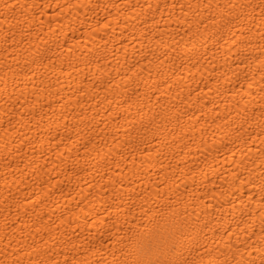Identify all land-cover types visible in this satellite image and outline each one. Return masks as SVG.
<instances>
[{
	"label": "bare ground",
	"instance_id": "6f19581e",
	"mask_svg": "<svg viewBox=\"0 0 264 264\" xmlns=\"http://www.w3.org/2000/svg\"><path fill=\"white\" fill-rule=\"evenodd\" d=\"M0 264H264V0H0Z\"/></svg>",
	"mask_w": 264,
	"mask_h": 264
}]
</instances>
